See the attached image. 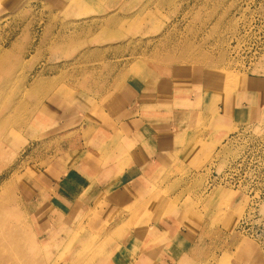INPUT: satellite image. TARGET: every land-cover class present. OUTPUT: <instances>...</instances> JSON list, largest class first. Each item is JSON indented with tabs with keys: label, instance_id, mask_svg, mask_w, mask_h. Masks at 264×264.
<instances>
[{
	"label": "rangeland",
	"instance_id": "1",
	"mask_svg": "<svg viewBox=\"0 0 264 264\" xmlns=\"http://www.w3.org/2000/svg\"><path fill=\"white\" fill-rule=\"evenodd\" d=\"M254 78L257 90L245 85ZM162 79L165 96L134 110L139 90ZM259 92L264 0H0V264H109L139 217L162 229L155 244L197 227L195 264H264V161L249 153L240 188L213 182L241 148L231 134L264 137V114L209 133L229 98L252 105ZM151 112L184 131L143 170L146 200L130 203L120 184L94 193L88 178L74 205L52 209L60 174L120 149L117 170L145 156L150 128L125 124Z\"/></svg>",
	"mask_w": 264,
	"mask_h": 264
},
{
	"label": "crops",
	"instance_id": "2",
	"mask_svg": "<svg viewBox=\"0 0 264 264\" xmlns=\"http://www.w3.org/2000/svg\"><path fill=\"white\" fill-rule=\"evenodd\" d=\"M256 83L257 86H255ZM245 85L250 88L259 87L261 86V80L260 78H254L250 80L246 79ZM147 86V88L139 90L141 91V99L138 98L135 100L136 107L134 110H137L142 106V100L144 98L143 96H146L147 98H149L150 95L157 97V94L161 93V96L163 97L167 92H165L164 89H168L166 82L163 79L159 81L156 86L153 84ZM229 100L230 101L227 102L225 107L221 109L222 113L219 114L220 119H218V122L220 123L219 125L221 127L216 129V124L214 123L209 131V133L212 135L218 134L220 131H223L225 128L229 127L232 121H245L251 118V114H256L258 116L261 112L264 114V92H259L255 95V101L252 102V105L249 103L246 97H243L242 94H237L236 97L229 98ZM147 101L149 102L148 99ZM151 113L152 114L148 117V119L153 121L152 127L157 128V130H152L150 124L147 121L148 119H145V121L140 125L138 124V127H136L137 130L133 127V122L135 121L134 119H131L132 122L129 121L130 123L125 120L126 123L128 122L125 125L131 126V132L135 130L134 132L135 134L137 133V135L139 134L143 136L145 134V128L147 130L150 128V131L147 132L145 137H139L149 147L148 152H145V156L137 155L132 157V155L136 152H134V146L130 149L132 159L130 158L128 164L122 167L121 170L116 169L119 167L117 162H114V164H111V162L119 157L120 154L124 153L122 151L123 149H120L115 158L110 159L112 160L111 162L102 166H97L95 163L96 161L90 159L87 161V163L77 165L73 171H67V173L60 174L55 181L57 182V185L52 188V195L49 201L52 209L60 210L61 208H70V206L74 205L76 202L79 185L87 183L86 179L88 178L91 180L94 193L97 191H104L106 189L112 188L113 186H117L118 184L125 188L130 187L131 192H129L128 195V201L130 203L136 195L150 193V191H147L148 186L145 184L146 181L145 174L143 175V170L146 169V166L151 164V162L153 163L154 161L160 160L159 156L161 157L168 153H172V151L175 152L176 149L173 145L175 144V141L179 139L180 134L184 131L181 128V125L177 126V129L170 130V127L165 126L162 121H157L158 118L161 119L160 117L154 115L157 112ZM117 132L122 136V134H124L126 131L123 129H117L116 133ZM131 143L134 142L131 141ZM142 197L143 196H141V198ZM136 203L138 204L139 202L136 201ZM89 206L90 205H88L87 208L83 210L89 209ZM139 219L140 218L136 220V226L125 229L123 232V235H125L124 239H122L121 236L115 238L117 242L113 243L111 251H109L108 254L109 264L197 263V259L200 257V254L197 251L199 250L197 249V242L201 236V233L197 227L192 224H187V226H184L183 228L179 227L174 231L170 239L165 237V240L162 243L157 242L158 244H155L151 242L153 235L156 236L157 233L159 234L162 229L159 228L158 225H155L154 227L153 224H140ZM130 223H133L131 219ZM162 226L166 227L167 225ZM131 249L135 251V255H131Z\"/></svg>",
	"mask_w": 264,
	"mask_h": 264
},
{
	"label": "built area",
	"instance_id": "3",
	"mask_svg": "<svg viewBox=\"0 0 264 264\" xmlns=\"http://www.w3.org/2000/svg\"><path fill=\"white\" fill-rule=\"evenodd\" d=\"M250 130V127H241L231 134V137L234 138V141L238 143L241 148L235 157L229 159L224 170H214L213 182L223 183L232 187L240 188L243 185L245 177L247 176L246 164L249 153L256 151L260 156V159L264 161V137L251 141ZM255 146L258 148V150L254 148ZM251 197L254 198V194Z\"/></svg>",
	"mask_w": 264,
	"mask_h": 264
},
{
	"label": "bare ground",
	"instance_id": "4",
	"mask_svg": "<svg viewBox=\"0 0 264 264\" xmlns=\"http://www.w3.org/2000/svg\"><path fill=\"white\" fill-rule=\"evenodd\" d=\"M155 106V105H154ZM176 121V120H175ZM179 128V127H178ZM46 141V140H45ZM175 148V147H174ZM179 150V149H178ZM178 152V151H177ZM172 153H173V151H172ZM174 155V154H173ZM147 199V197H142L141 198V196H136V200L140 203V202H142L143 200H146ZM140 218V217H139ZM137 220V219H136ZM121 230V229H120ZM120 236V235H119ZM104 237V236H103ZM111 237V236H110ZM124 237V236H123Z\"/></svg>",
	"mask_w": 264,
	"mask_h": 264
}]
</instances>
